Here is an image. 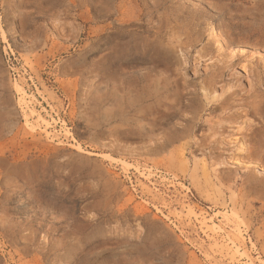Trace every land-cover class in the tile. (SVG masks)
Wrapping results in <instances>:
<instances>
[{
	"label": "rangeland",
	"instance_id": "374dc122",
	"mask_svg": "<svg viewBox=\"0 0 264 264\" xmlns=\"http://www.w3.org/2000/svg\"><path fill=\"white\" fill-rule=\"evenodd\" d=\"M0 264H264V0H0Z\"/></svg>",
	"mask_w": 264,
	"mask_h": 264
},
{
	"label": "bare ground",
	"instance_id": "6f19581e",
	"mask_svg": "<svg viewBox=\"0 0 264 264\" xmlns=\"http://www.w3.org/2000/svg\"><path fill=\"white\" fill-rule=\"evenodd\" d=\"M161 1L162 0H150V2L152 4H157V3L161 2ZM218 2H221V0H218ZM73 3H74V1H73ZM207 9H209L215 15H220L222 13V11H223L224 8L221 7V6H219V5H213V4H211V5L208 6ZM117 10L118 11H121V5L118 6ZM178 12H179V9L178 8L175 9V8L167 7V8H164L162 10L161 17H163L168 24H170V25H176L180 21ZM122 14L123 13H121L120 15L123 17ZM187 17H189V13H187ZM191 19L194 20V17H192ZM133 238H134V236H133Z\"/></svg>",
	"mask_w": 264,
	"mask_h": 264
}]
</instances>
